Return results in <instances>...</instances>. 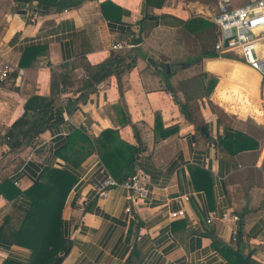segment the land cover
<instances>
[{
  "label": "crops",
  "instance_id": "crops-1",
  "mask_svg": "<svg viewBox=\"0 0 264 264\" xmlns=\"http://www.w3.org/2000/svg\"><path fill=\"white\" fill-rule=\"evenodd\" d=\"M47 1L0 0V61L25 70L21 79L14 72L0 83V182L9 178L24 191L55 165L77 176L62 213L70 246L60 264H125L130 257L133 264H232L228 249L250 255L249 264H264V135L258 128L264 126V114L257 119L249 113L259 114L264 90L246 62L226 54L206 56L218 29L192 32L171 17L201 16L213 22L211 6L189 0H165L161 7H147L145 0H81L75 6L77 0H69L65 10L58 9L62 0ZM157 15L165 17L156 21ZM114 40L126 44L120 52L137 56L134 67L97 83L93 91L79 77L51 89L55 72L74 73L83 63L103 62L115 51ZM27 48L32 50L23 65ZM166 63L184 66L171 72L158 69ZM205 72L219 81L209 97H197L187 87ZM182 80L188 82L184 88ZM34 94H56L55 103L64 109L70 99L72 111L65 109L64 121L42 132L34 145L10 152L5 135ZM81 127L91 137L112 128L123 140L140 144L135 164L152 193L134 202L131 214L125 213L123 188H111L105 198L93 191L106 167L97 153L78 167L56 156L67 136ZM235 131L252 137L257 147L227 151L219 142ZM30 204L23 193L13 199L0 194V226L6 216L24 212ZM179 208L186 215L171 218L169 212ZM224 211L237 214L238 220L207 222L212 213ZM235 228L238 240H233ZM29 257L28 249L0 240V264Z\"/></svg>",
  "mask_w": 264,
  "mask_h": 264
},
{
  "label": "trees",
  "instance_id": "trees-1",
  "mask_svg": "<svg viewBox=\"0 0 264 264\" xmlns=\"http://www.w3.org/2000/svg\"><path fill=\"white\" fill-rule=\"evenodd\" d=\"M30 1V0H16ZM147 7H161L165 0H145ZM45 3L49 1L45 0ZM71 3V2H70ZM81 0H77L74 4L79 5ZM69 0H62L58 9H66L70 7ZM42 9V6L40 7ZM104 8V7H103ZM106 10V8L104 9ZM165 15H157L154 20L163 19ZM184 24V27L189 31L195 32L199 29L213 26L218 29L214 22L201 16H194L188 20H182L171 16ZM148 18V15L146 16ZM123 49V48H122ZM32 48H27L22 56L21 64H26V59L29 58ZM206 56L216 57L219 55L212 47L207 50ZM229 58L237 59V56L231 54ZM120 52V49L111 53V55L101 63L91 64L83 63L81 66L88 74L87 78H82L85 85L91 88L112 75L120 76L126 70L135 66L137 56L130 57ZM200 59V56L195 59L188 60V63ZM187 63V65H188ZM75 67V65H74ZM72 65V68H74ZM76 69V67L74 68ZM73 71V70H72ZM166 80L169 88H172L166 74ZM202 77V78H200ZM67 78L79 79L76 72L59 74L55 72L54 80L51 83V89L56 91L62 84L65 87ZM195 79V81H194ZM191 82V87L198 92L197 97H209L217 83L218 78L209 73H203L201 76L195 77ZM81 80V79H80ZM197 80V81H196ZM205 84L199 86L202 82ZM187 80L181 81V88L187 84ZM56 94L53 97L34 94L27 99L24 105L25 112L22 117L16 120L11 129L5 135L6 144L9 146V151H18L21 147L31 146L37 142L40 134L50 128L55 123L64 121V110L72 111L71 100L69 99L67 108H63L62 104L55 103ZM187 99L191 95L186 94ZM79 98L84 102L85 94H81ZM257 105L260 108L262 100ZM183 110H186V105L181 104ZM156 115V120L159 118ZM132 127L135 125L132 123ZM203 130V129H202ZM170 132V131H169ZM136 138L140 139L138 133ZM139 141V140H138ZM219 144L230 153L257 147L253 138L241 131H235L233 134L225 136ZM140 151V144L133 145L126 140H123L118 130L106 128L102 130L100 135L91 137L86 133L84 128H77L67 136V142L58 148L55 152L56 156L65 162L71 163L74 167L81 165L89 156L97 153L103 161L109 172L117 179L123 180L130 175L136 166L137 154ZM77 176L68 169L61 166H47L42 172L40 178L24 191L15 186V182L9 178L0 182V194L8 199H13L20 193L25 194L30 199V207L24 211L12 213L6 216L3 224L0 226V240L24 247L30 251V257L26 261L9 259L4 264H60L64 253L68 250L70 244L64 238L62 231V213L67 197L72 188L77 183ZM240 230L238 231V237ZM238 240V239H237ZM234 256L232 264H249L250 255L243 257L239 252L232 249L227 250ZM132 257L125 264H133Z\"/></svg>",
  "mask_w": 264,
  "mask_h": 264
},
{
  "label": "built area",
  "instance_id": "built-area-1",
  "mask_svg": "<svg viewBox=\"0 0 264 264\" xmlns=\"http://www.w3.org/2000/svg\"><path fill=\"white\" fill-rule=\"evenodd\" d=\"M212 11L209 17L218 27V37L213 49L219 54L235 53L241 56L252 69L260 74V85L264 90V0H212ZM66 10V9H65ZM36 15L31 17L35 20ZM228 42L225 45V42ZM121 41H112V50H119L125 47ZM129 46H133L132 44ZM236 54V53H235ZM79 78H87L88 74L80 66L75 69ZM14 72H18V78L25 74L23 68L16 69L9 62L0 61V83L6 82ZM63 88V85H60ZM104 177L100 181L93 182L92 189L97 197H107L109 190L113 187L123 188L126 192L127 204L125 213H132V205L139 200H146L150 197L152 189L149 181L144 175L140 166H135L134 171L125 179L115 178L106 167H103ZM189 200V196H184ZM88 202H84L86 204ZM186 215L184 208L175 209L169 212L171 218H178ZM215 218L221 220H238L239 216L227 211L219 216L212 213L207 219L211 223ZM238 239V231L233 230V240Z\"/></svg>",
  "mask_w": 264,
  "mask_h": 264
},
{
  "label": "rangeland",
  "instance_id": "rangeland-1",
  "mask_svg": "<svg viewBox=\"0 0 264 264\" xmlns=\"http://www.w3.org/2000/svg\"><path fill=\"white\" fill-rule=\"evenodd\" d=\"M187 1V0H186ZM189 1H194V2H197V3H200L202 6L204 5H206V6H212L213 5V1L212 0H189ZM239 1H243L244 2V0H239ZM202 9H203V7H201ZM205 8V7H204ZM201 9V10H202ZM228 55H230V56H232L231 55V53H228V54H226L225 56L227 57ZM237 60L238 61H242V62H244V60L242 59V57L241 56H237ZM251 68V67H250ZM252 69V68H251ZM253 71H254V73L256 74V78H257V82H256V85L259 83V80H260V75H259V73L256 71V70H254V69H252ZM187 89L189 90V92H191L192 91V93L194 94V95H196L197 94V92L195 91L194 92V89L193 88H191V87H187ZM257 90H258V88H257ZM255 97H256V95H255ZM262 104H264L263 102L260 104V105H262ZM253 110V109H252ZM250 111L249 113H251L250 115L251 116H253L254 118H257V119H261L262 117H263V114H264V110L262 109V107L260 106V108L259 109H257L258 110V115H256V114H254L253 113V111ZM258 128H260V130H261V133L264 135V126L262 127H258Z\"/></svg>",
  "mask_w": 264,
  "mask_h": 264
},
{
  "label": "water",
  "instance_id": "water-1",
  "mask_svg": "<svg viewBox=\"0 0 264 264\" xmlns=\"http://www.w3.org/2000/svg\"><path fill=\"white\" fill-rule=\"evenodd\" d=\"M228 44V42H227V40H226V42H225V45H227ZM152 64L153 65H156V63L155 62H153L152 61ZM182 66H184V63H180V64H172V65H170L169 63H166V64H164V65H157V67H158V69H160V70H162V71H167V72H171L172 70H176L177 68H179V67H182Z\"/></svg>",
  "mask_w": 264,
  "mask_h": 264
},
{
  "label": "bare ground",
  "instance_id": "bare-ground-1",
  "mask_svg": "<svg viewBox=\"0 0 264 264\" xmlns=\"http://www.w3.org/2000/svg\"><path fill=\"white\" fill-rule=\"evenodd\" d=\"M235 53H237V52H235Z\"/></svg>",
  "mask_w": 264,
  "mask_h": 264
}]
</instances>
